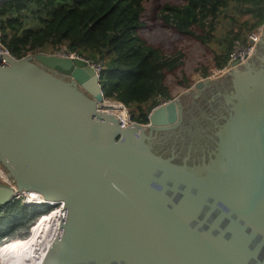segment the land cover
<instances>
[{
  "label": "water",
  "instance_id": "1",
  "mask_svg": "<svg viewBox=\"0 0 264 264\" xmlns=\"http://www.w3.org/2000/svg\"><path fill=\"white\" fill-rule=\"evenodd\" d=\"M260 30L250 57L224 75L230 88L201 110L214 128L201 155L191 143L180 156L155 145L179 125L185 97L219 78L122 128L83 58L0 57V168L10 184H0V206L21 193L62 204L41 264H264Z\"/></svg>",
  "mask_w": 264,
  "mask_h": 264
},
{
  "label": "trees",
  "instance_id": "2",
  "mask_svg": "<svg viewBox=\"0 0 264 264\" xmlns=\"http://www.w3.org/2000/svg\"><path fill=\"white\" fill-rule=\"evenodd\" d=\"M147 1L0 0L1 41L15 59L70 54L97 66L104 99L123 104L132 122L146 125L157 105L190 89L193 77L206 79L225 67L235 43L247 46L249 35L264 24V0L165 4V24L209 53L187 63L181 52L165 56L139 36ZM53 209L20 199L0 206V248L27 240Z\"/></svg>",
  "mask_w": 264,
  "mask_h": 264
},
{
  "label": "flooded vegetation",
  "instance_id": "3",
  "mask_svg": "<svg viewBox=\"0 0 264 264\" xmlns=\"http://www.w3.org/2000/svg\"><path fill=\"white\" fill-rule=\"evenodd\" d=\"M224 75L215 80L213 85L210 88L205 89L198 98H195V96H193L194 94L185 97L186 99L183 100V112L181 118H179L180 123L177 125V128L158 135L160 141L155 145V149L159 154L170 156L171 152L174 151L175 154L180 156L184 154L183 152L188 149V145L191 143L201 149L195 154L201 155L202 150L209 147L210 143L208 142L206 145L202 135H205V133L211 135L214 128L211 124L209 125L206 122L204 119L205 115H201V110H211L207 103V99L214 92L230 88V79ZM221 103L223 105V102ZM214 106H217V104H214ZM209 116L218 117L220 115ZM191 158L193 159V156Z\"/></svg>",
  "mask_w": 264,
  "mask_h": 264
},
{
  "label": "rangeland",
  "instance_id": "4",
  "mask_svg": "<svg viewBox=\"0 0 264 264\" xmlns=\"http://www.w3.org/2000/svg\"><path fill=\"white\" fill-rule=\"evenodd\" d=\"M165 4L179 6L183 4V1L182 0H148L145 6L146 12L143 18L144 24L143 27L140 28L139 30V36L153 48L159 49L161 53L165 56H171L175 53L181 52L182 54H184L185 61L187 63L197 59L198 61H200L199 58H203L205 56H206L205 58H207L208 57L207 55H209V53L205 51L202 46H199V44L195 41L194 38L177 33L174 29L166 25L165 22L160 18L161 10ZM262 32L263 31L260 30L259 40L261 38ZM56 55H63V54H56ZM192 64L194 66L195 62H193ZM222 76H218L216 78L213 77H208V78L214 80ZM193 80H195L194 82L195 84L197 81L202 79H197L196 77H193ZM192 87L190 89H192ZM190 89L186 90L185 92L189 91ZM185 92L181 93L180 95L184 94ZM106 103L114 104L115 102L106 101ZM3 173L6 176V173L5 172ZM0 181H2L1 178ZM21 201L23 200L21 199ZM56 208L59 207L57 206ZM45 222L42 224L44 225ZM46 224L48 225L49 223L47 222ZM40 227L41 225H39L36 228V230L39 229ZM26 241H29V239ZM26 249L27 251L29 250L27 247ZM1 264L4 263L2 262Z\"/></svg>",
  "mask_w": 264,
  "mask_h": 264
},
{
  "label": "built area",
  "instance_id": "5",
  "mask_svg": "<svg viewBox=\"0 0 264 264\" xmlns=\"http://www.w3.org/2000/svg\"><path fill=\"white\" fill-rule=\"evenodd\" d=\"M259 37H260V28L252 33L251 35H249V40H248V44L247 46L243 47L241 45H239L238 43H235L234 45V48H233V51L232 53L230 54L229 56V59H228V62L226 64L225 67H223L222 69L220 70H217L215 71L210 77H213V78H216L218 76H222L224 75L225 73H227L230 69L234 68L236 65H240L242 64L243 62H245L251 55L255 45L257 44V42L259 41ZM2 36H1V33H0V57H11V58H14L9 50L7 49L6 46L3 45L2 41ZM94 66V65H93ZM95 68V71L98 73V67L97 66H94ZM119 106L121 108H123L124 110V113L125 115H119V116H116L118 121H119V125L120 127L124 128L128 125H130L132 122L128 112H127V109L125 108V106L121 103H119ZM2 169L0 168V178L2 179V181H0V184L2 185H10L9 184V180L7 178V176L4 175V171L2 172L1 171ZM31 194L35 195V197L37 198H40L37 194L35 193H21L19 196H17L15 199H22V203L25 204V205H33V204H41L42 203V199H41V202L39 201H36L34 203L30 202L27 200V195H30ZM52 203V205H51ZM49 203V206L54 208L53 211L51 213H49L48 215H45V216H42L40 218V220L36 223V225L31 229V235L28 239H31L34 235V230L42 223V221L44 220V218L48 217V222L49 224H51L53 226L52 228V235L48 234V235H45L44 237L42 236V242H43V245L41 247V249L39 250V253H38V256H37V259L38 261H36L37 264H41L42 261H43V258L45 256V253H46V250L51 242V239L55 236L56 234V228L58 226V222H59V219L62 215V204L60 203H54V202H51ZM59 207V208H56V207ZM27 239V240H28ZM26 241V240H25Z\"/></svg>",
  "mask_w": 264,
  "mask_h": 264
},
{
  "label": "bare ground",
  "instance_id": "6",
  "mask_svg": "<svg viewBox=\"0 0 264 264\" xmlns=\"http://www.w3.org/2000/svg\"><path fill=\"white\" fill-rule=\"evenodd\" d=\"M107 104L108 108L105 110V113L112 114L115 116L125 115L123 108H121L118 104ZM27 197V200L32 203L36 201L41 202V199L38 197L36 198L33 194H31V196L27 195ZM47 222L48 219L46 220L44 225L41 224V227L39 229H35L34 235L31 239H29V241H15L3 246V248L0 249L1 261L4 264H37V256L39 250L43 245V242L41 241L42 236L44 237L48 234L52 235L53 226L51 224L47 225ZM26 247L29 249L28 251Z\"/></svg>",
  "mask_w": 264,
  "mask_h": 264
}]
</instances>
